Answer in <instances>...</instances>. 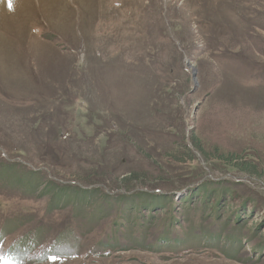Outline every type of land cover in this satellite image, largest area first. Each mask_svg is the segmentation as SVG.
Segmentation results:
<instances>
[{
	"label": "rangeland",
	"instance_id": "rangeland-1",
	"mask_svg": "<svg viewBox=\"0 0 264 264\" xmlns=\"http://www.w3.org/2000/svg\"><path fill=\"white\" fill-rule=\"evenodd\" d=\"M11 4L0 264H264V0Z\"/></svg>",
	"mask_w": 264,
	"mask_h": 264
},
{
	"label": "trees",
	"instance_id": "trees-1",
	"mask_svg": "<svg viewBox=\"0 0 264 264\" xmlns=\"http://www.w3.org/2000/svg\"><path fill=\"white\" fill-rule=\"evenodd\" d=\"M248 169V168H247ZM246 169V170H247ZM246 172H248V171H246ZM143 180H145V178H143ZM138 181H141V179H137V178H135V176L134 177H132V178H130V179H128V180H126L125 182H123V184L124 185H126V186H129V185H131L132 183H136V182H138ZM129 184V185H128ZM203 184H205V183H203ZM203 184H201V185H198L195 189H196V191L198 190V189H200V187L203 185ZM128 188H130V187H128ZM191 192H193V191H190V193ZM140 195L142 196V197H145V198H149V199H151V200H153L154 201V205H152L151 204V206H152V208L153 209H156V207L158 206V204H157V202H158V200H160V199H165V198H168V197H163L162 195H160L159 193H154V194H152L151 195V193H149V192H144V193H142V192H140ZM129 197V195H122V198H124V199H126V198H128ZM187 197H190V199H191V195H188ZM186 197V198H187ZM172 198V197H171ZM185 201H187V200H185ZM148 207V206H147ZM247 211H248V209H247ZM247 211H246V213H247ZM253 214V213H252ZM241 223H239V225H240Z\"/></svg>",
	"mask_w": 264,
	"mask_h": 264
},
{
	"label": "snow or ice",
	"instance_id": "snow-or-ice-1",
	"mask_svg": "<svg viewBox=\"0 0 264 264\" xmlns=\"http://www.w3.org/2000/svg\"><path fill=\"white\" fill-rule=\"evenodd\" d=\"M10 8L12 7V4H11V0H9V5H8Z\"/></svg>",
	"mask_w": 264,
	"mask_h": 264
},
{
	"label": "bare ground",
	"instance_id": "bare-ground-1",
	"mask_svg": "<svg viewBox=\"0 0 264 264\" xmlns=\"http://www.w3.org/2000/svg\"><path fill=\"white\" fill-rule=\"evenodd\" d=\"M57 202V201H56ZM57 204V203H56ZM104 209V208H103ZM103 214V213H102ZM91 215V214H90ZM96 217V216H95Z\"/></svg>",
	"mask_w": 264,
	"mask_h": 264
}]
</instances>
